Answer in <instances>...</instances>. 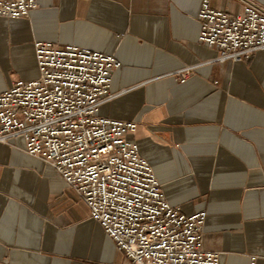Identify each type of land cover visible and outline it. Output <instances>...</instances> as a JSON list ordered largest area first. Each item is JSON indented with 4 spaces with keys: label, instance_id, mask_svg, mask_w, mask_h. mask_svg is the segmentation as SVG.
I'll return each mask as SVG.
<instances>
[{
    "label": "crops",
    "instance_id": "1",
    "mask_svg": "<svg viewBox=\"0 0 264 264\" xmlns=\"http://www.w3.org/2000/svg\"><path fill=\"white\" fill-rule=\"evenodd\" d=\"M203 0H39L0 16V94L38 76L36 41L114 55L103 116L135 141L173 206L206 212L220 264H264V49L235 62L199 41ZM246 2L210 0L238 14ZM190 69L186 82L180 72ZM22 138L0 143V264H130L87 204Z\"/></svg>",
    "mask_w": 264,
    "mask_h": 264
},
{
    "label": "built area",
    "instance_id": "2",
    "mask_svg": "<svg viewBox=\"0 0 264 264\" xmlns=\"http://www.w3.org/2000/svg\"><path fill=\"white\" fill-rule=\"evenodd\" d=\"M39 0H0V16L18 19ZM203 44L218 60L239 62L264 49V7L246 2L230 14L203 0L198 13ZM38 76L17 80L0 94V143L22 138L26 151L52 165L87 204L130 264H220L203 247L206 212L173 206L152 164L128 135L134 121L103 116L122 63L111 54L36 41ZM189 68L180 72L186 82Z\"/></svg>",
    "mask_w": 264,
    "mask_h": 264
}]
</instances>
